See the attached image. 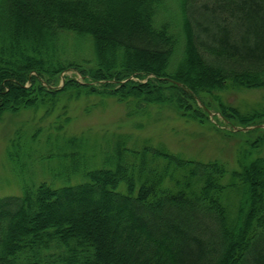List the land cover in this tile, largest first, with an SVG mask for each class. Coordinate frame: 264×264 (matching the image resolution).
<instances>
[{"label":"trees","instance_id":"obj_1","mask_svg":"<svg viewBox=\"0 0 264 264\" xmlns=\"http://www.w3.org/2000/svg\"><path fill=\"white\" fill-rule=\"evenodd\" d=\"M66 37L93 66L60 58ZM70 68L82 79L59 84ZM234 87L264 88V0H0V119L86 93L130 115L211 109L248 137L229 168L126 137L87 158L71 136L64 182L0 197V264H264V106L221 100Z\"/></svg>","mask_w":264,"mask_h":264},{"label":"rangeland","instance_id":"obj_2","mask_svg":"<svg viewBox=\"0 0 264 264\" xmlns=\"http://www.w3.org/2000/svg\"><path fill=\"white\" fill-rule=\"evenodd\" d=\"M63 42L64 48L59 50L61 59L72 60L84 68L94 65L96 57L88 38L77 41L66 37ZM65 77L82 79L72 68L60 73L59 84ZM218 96L243 112L264 106V88L234 87L218 92ZM206 99L214 103L211 97ZM127 110L128 105L113 96L81 93L74 98L61 97L54 106L4 113L0 119V197L21 194L25 184L64 182L61 170L72 161L65 156L71 150L66 144L71 136L86 139L91 148L86 150L87 158L93 151L101 154L108 143L119 137L161 145L189 158L221 159L229 168L237 167L238 154L247 153L248 137L244 133L228 135L226 131L232 125L217 119L216 111L211 109L208 119L202 122L176 115L159 104L131 115ZM257 155L264 157V147ZM76 179V175L70 176V181ZM228 179L226 174L224 180Z\"/></svg>","mask_w":264,"mask_h":264},{"label":"water","instance_id":"obj_3","mask_svg":"<svg viewBox=\"0 0 264 264\" xmlns=\"http://www.w3.org/2000/svg\"><path fill=\"white\" fill-rule=\"evenodd\" d=\"M243 130L247 129V128H242Z\"/></svg>","mask_w":264,"mask_h":264}]
</instances>
